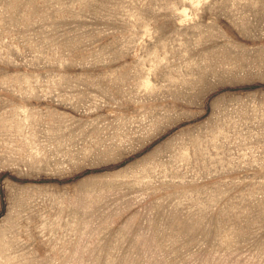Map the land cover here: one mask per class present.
I'll return each mask as SVG.
<instances>
[{
  "label": "rangeland",
  "instance_id": "rangeland-1",
  "mask_svg": "<svg viewBox=\"0 0 264 264\" xmlns=\"http://www.w3.org/2000/svg\"><path fill=\"white\" fill-rule=\"evenodd\" d=\"M0 264H264V0H0Z\"/></svg>",
  "mask_w": 264,
  "mask_h": 264
}]
</instances>
